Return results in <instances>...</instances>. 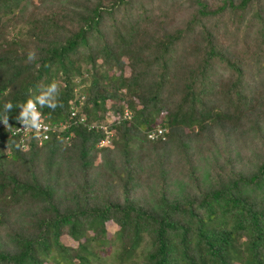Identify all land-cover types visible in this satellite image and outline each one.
<instances>
[{"label":"trees","instance_id":"trees-1","mask_svg":"<svg viewBox=\"0 0 264 264\" xmlns=\"http://www.w3.org/2000/svg\"><path fill=\"white\" fill-rule=\"evenodd\" d=\"M0 121V264H264V0H0Z\"/></svg>","mask_w":264,"mask_h":264},{"label":"built area","instance_id":"built-area-1","mask_svg":"<svg viewBox=\"0 0 264 264\" xmlns=\"http://www.w3.org/2000/svg\"><path fill=\"white\" fill-rule=\"evenodd\" d=\"M32 111L34 114L30 116L29 118H23L21 119L17 126L15 128H10V134L19 136L21 147H24V141H27L28 138L34 137V139L37 141L38 144H40L43 141H46L50 138V133H59L60 131H63L67 128L66 122H59L58 125H50L42 120L40 117V114L38 112H35V108H32ZM122 118H129V112L127 110H123ZM74 115V112H70V116L72 117ZM113 120V119H112ZM81 122V119L75 120L74 123ZM2 123L0 122V126ZM103 130L104 137L98 141L97 146L106 145L109 143L110 130L108 129L107 125L103 124L99 126ZM162 133V130L158 128L155 132H150L147 134L149 139H154L157 136H159ZM31 135V136H30ZM66 139L68 136L65 137Z\"/></svg>","mask_w":264,"mask_h":264},{"label":"rangeland","instance_id":"rangeland-1","mask_svg":"<svg viewBox=\"0 0 264 264\" xmlns=\"http://www.w3.org/2000/svg\"><path fill=\"white\" fill-rule=\"evenodd\" d=\"M186 6V5H185ZM190 13V11L186 8V7H180V8H176V9H174L173 10V12L166 18V21H165V25L167 26V27H174V26H177V25H179L180 24V22L183 20V19H186V18H188L187 17V15ZM166 14L168 15L169 14V12H166ZM222 25V24H221ZM240 26V28H242L241 27V25H239ZM220 27H224L225 29L224 30H231L230 29V27H228V26H220ZM238 31H242V29H240V30H238ZM242 35H239V37H237L236 36V38H240ZM228 37H232V36H227L226 38H228ZM247 37V38H246ZM245 37V43H247V44H249L250 43V37L249 36H246ZM3 38H6V36H4ZM124 70H125V72L127 71V68H124ZM76 92H77V90H76ZM75 92V95L77 94ZM81 98H79V102L81 101L80 100ZM73 100H74V98H72V100H70L71 102H70V104H71V107H74V105H73ZM126 104V101H123V100H118V102H117V106L118 105H120V106H126L125 105ZM111 120H112V117H108V119H107V123L109 122V123H111ZM144 130H141L140 129V131H138L139 132V134H140V138L141 139H143L144 137V132H143ZM114 134V133H113ZM113 134H112V131L110 130V132H109V135H110V137H112L113 136ZM115 137V136H114ZM136 141H138V140H134V143L136 144L137 142ZM96 152V151H95ZM0 153L3 155V156H7L8 155V148L7 147H2L1 149H0ZM99 153H97L96 152V154H95V163L99 160ZM115 227L111 224H108V230H109V233H111L112 231H113V229H114ZM61 240L62 241H65V242H67L68 243V241H67V239H65V237L64 236H61ZM110 249H112L111 247H110ZM98 258H100V261L98 262V264H109V262H110V255H108V256H106V253L105 252H100L98 255ZM47 262V261H46ZM46 262H44L43 264H45Z\"/></svg>","mask_w":264,"mask_h":264},{"label":"clouds","instance_id":"clouds-1","mask_svg":"<svg viewBox=\"0 0 264 264\" xmlns=\"http://www.w3.org/2000/svg\"><path fill=\"white\" fill-rule=\"evenodd\" d=\"M35 108V112H38L39 114H40V117L42 118V120L44 121V122H46V123H48V124H50V125H58V123L61 121V120H58V121H56V122H51V121H48V120H46L45 118H46V115L45 114H43L39 109H38V107L35 105V104H32V105H30V108H29V113L26 115V116H23V117H21L19 120H17V124H18V122L21 120V119H23V118H29L30 116H32L33 114H34V112L32 111V108ZM123 108H124V106H123ZM69 109L71 110V111H73L74 112V115H75V113L77 112V109L75 108V107H69ZM127 110L128 112H129V118L128 119H126V118H122V114H123V110ZM123 110H122V113H121V115L120 116H118V115H113V114H111L110 112H109V114L107 115V118H106V123H104L105 125H107V127H108V129H109V126L110 125H112V124H118L119 123V121L121 122L122 120L123 121H127V122H129L130 120H131V111H129L127 108H124ZM112 117V119L113 120H111V123H107V119H108V117ZM79 118H81V119H83V116H81V117H79ZM77 120H79V119H77ZM82 121V120H81ZM1 123H2V125L0 126V128H7V126H6V124H4L3 123V121H0ZM62 122V121H61ZM81 125H83V121L80 123ZM11 127H13V125H11L10 127H9V129L11 128ZM158 128H160V127H158V126H155L154 128H152L151 130H149V131H147V132H144V138H146V139H149L148 138V136H147V134L148 133H150V132H155ZM161 129V128H160ZM65 130V129H64ZM63 130V131H64ZM109 130H111L112 131V129H109ZM162 130V132H163V129H161ZM63 131H60L59 133H50V138L52 137V136H55L56 138H59L60 136H61V134L63 133ZM10 133V132H9ZM113 133V132H112ZM162 134V133H161ZM160 134V135H161ZM11 135V134H10ZM159 135V136H160ZM31 136V135H30ZM66 136H68V138L66 139L65 137ZM64 138H63V140L64 141H68V139H69V137H70V134H67V135H65V136H63ZM158 137V136H157ZM156 137V138H157ZM50 138L48 139V140H46V141H43V142H41L40 144H38L37 143V141L34 139V137H30V138H28V140L27 141H24V147L22 148L21 146H20V150H26L27 149V145H34V146H36V147H40V146H42L45 142H47V141H49L50 140ZM111 138L112 137H110V140H109V143H107L106 145H102V146H97V144H98V142L97 143H95V147L97 148V149H102V148H105V147H109V146H111ZM164 138V137H163ZM155 139V138H154ZM18 140L20 141V138H18ZM149 140H153V139H149Z\"/></svg>","mask_w":264,"mask_h":264}]
</instances>
